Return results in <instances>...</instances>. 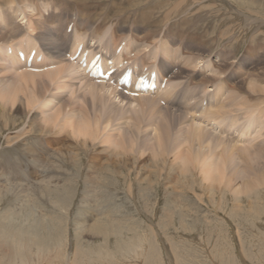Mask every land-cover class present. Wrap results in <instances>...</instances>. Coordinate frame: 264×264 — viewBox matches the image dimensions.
I'll list each match as a JSON object with an SVG mask.
<instances>
[{
	"label": "rangeland",
	"instance_id": "1",
	"mask_svg": "<svg viewBox=\"0 0 264 264\" xmlns=\"http://www.w3.org/2000/svg\"><path fill=\"white\" fill-rule=\"evenodd\" d=\"M14 1L9 5L8 3H0V5L10 10L12 25L17 23L25 29L28 27V24L24 23L26 19L34 20L40 17L35 14L36 6L41 12L43 11L46 19L43 23H38L42 27L47 25L53 27V24L56 26L53 20L58 18L59 21L63 22L62 32L70 33L73 22H81L88 27V22L95 21L96 23H89L90 29L84 28L82 24L77 29L78 35L85 41L83 45L87 47V51H90V46L95 44L93 46L94 51H99L95 55L101 54V52H105L107 55H115L119 54L124 46L133 44L134 47L129 51L130 53L125 54V58L130 57L131 60H124L123 64L124 66L130 64L133 70L137 72L141 66L138 60L132 64L133 57H141L142 53L146 52L148 58L144 68H147L149 64L156 65L157 58L165 55L167 50H176L169 56H175L174 62L186 60L182 65L183 73L181 75L184 76L187 73L189 75L187 74V78L176 77L171 82L183 85V88L190 94L183 97L182 101L180 100L179 106L175 104L172 107L164 100L158 102L157 97L155 100V117H148L150 108L141 107L140 101L135 100L136 96L128 95L126 90H121L117 86V90L122 91L121 94L111 96L115 102L113 113L118 116L111 115L110 118L112 116L116 118L111 119L110 127L115 128V130L120 127L119 132L121 134H128L129 130L134 128L138 134L137 139H135V146L136 148L137 146L140 147L141 156H136V151L130 152V156L127 154L121 159L124 160L121 161V164L126 165L119 168L120 166L116 161L120 157L116 158L113 153H109L104 143L95 146L96 148L90 144L89 147L99 151V153L90 156V163L94 167L91 168L89 157L80 150L81 153L75 158L77 159L76 166L60 167L61 171L60 168H56V173L60 171L63 173L62 175L70 174L72 178L60 179L57 183L58 189H52L53 192L48 188H45L44 191H36L38 185L28 183L29 181L26 179L28 167L25 171L24 159L16 163L9 161L12 159V155L24 158L30 149H37L39 152L40 146L35 145L31 148L28 146L29 137L38 135L36 131H31L34 123L30 124L31 127L28 130L24 127L12 131L1 129L0 165L6 162L5 166L11 172L9 177H15V180L10 181L27 188V194L31 189V196L28 197L30 201L26 199L27 197L17 201L16 190L13 192L6 191L8 189H4L2 186L3 189L0 191V264H264V187H258L255 190L258 192L257 194L254 192L253 194L235 196L228 189L224 192L221 190V185L215 183L211 186L208 184L209 182L202 180L197 168L191 167L186 173L181 170V167L167 164L168 160L162 159L164 155L171 159L177 150L181 151L183 150L182 147L188 145L186 141L188 136L184 134L186 131L182 135H177L176 145L173 144L174 142L169 144L168 150L165 151L166 154L159 153V151L161 152L160 149H163L162 143H157L156 138H154L158 128L162 126L165 120L162 117L163 113L168 108H179L185 118H192L194 122H198L202 125L201 127L209 132L211 130V133L215 132L213 134L221 135V137L224 135L223 139L226 137L225 140L227 141V138H230L229 140L233 138L232 142H235L237 148H234L232 156L229 149L225 147L226 144L224 150L221 146L216 148L218 151L214 147V150H211L213 156L222 151L224 156L229 155L228 160L231 161L232 159L233 162L231 161V163L227 161L230 169L226 168V173L230 171L228 174L233 176L234 182L230 183L233 184L232 186L240 185L241 179L248 176V172L245 170L249 168V165L247 161H244L248 155V149L246 154L243 147L247 146L245 148L253 150L256 145L253 147L252 145L259 144L264 139V115L256 114L258 104L261 106L259 110L262 108L264 110V90L260 91L258 95H254L252 92L254 97L247 96V90H244L247 87L244 81L249 79L250 73L264 65V0H233L234 3L232 0ZM246 1L247 3H245ZM57 5L61 6L58 7ZM45 7L46 9H44ZM32 14H34L33 17ZM163 18L165 19L163 20ZM205 20L207 21L205 22ZM167 21L168 23H166ZM68 22L70 25L65 28ZM96 24H99V28L91 36L89 31ZM179 24L183 26H179ZM204 30L205 33H203ZM176 32L180 36L178 34L176 37ZM54 33L57 36L59 33L61 34V32ZM218 34L221 35L218 37ZM205 35L210 37L207 39ZM44 36L48 41L47 34ZM96 37L107 38L111 42L114 40V46L115 44L118 46L115 49L113 46L110 52H106L102 45L104 43H99ZM153 38L159 40L153 41ZM189 38L191 40H188ZM204 38L208 41L213 40L212 47L209 45L208 48L204 41L200 42L201 44H195L192 41V39L198 41L204 40ZM227 45L232 46L233 51H227L229 49ZM80 48L81 45L73 55L75 60H78ZM57 50L61 52V49ZM138 51L143 52L138 55ZM5 54L4 49L1 56H5ZM69 54L70 52H67L66 57L69 58ZM48 55H51L50 51H48ZM13 66L11 57L9 59L0 58V76L13 78L14 73L11 71ZM32 70L36 71L37 69L33 68ZM174 70L176 69L174 68ZM196 70H200L202 73H196ZM217 70L220 74L217 73ZM118 71L115 70L112 73L113 76ZM200 73L201 76L203 74L206 77L215 78V74L218 76L213 80H206L198 93L194 88L199 86ZM75 78L68 82L66 80L59 81L57 85H65L63 90L53 91V86L50 84V89H48L51 91L49 93L60 92L59 98L69 102L74 101L77 97L82 99V94L87 92L85 85L87 78L82 74ZM261 82H259L260 86L264 85V82ZM238 83L241 84V87L237 86ZM97 84L99 83L97 82ZM164 84L161 83L159 88L162 89ZM199 95L205 97L202 105L203 108L204 106L207 107L205 115L198 114V110L192 106ZM228 95H230L229 97L236 95L237 100L235 98L236 102L232 106L241 109L235 112L237 118L233 125H229L230 117L227 118L229 106L225 108L223 105L218 114L207 113L208 110L213 111L226 101ZM239 96L242 97L241 101L243 102L239 100L241 98H238ZM215 97H217V101H215ZM228 100L230 99L228 98ZM221 101L222 103L219 104ZM235 103L237 104L235 105ZM239 103L244 105L241 107ZM247 110L249 112L254 110L255 113L252 111L253 120L249 117L251 113L248 112L247 114ZM232 114L234 115V112ZM151 117L153 118L151 119ZM218 118H221L220 121L223 122H219ZM249 121L253 122L250 123ZM258 121H262V124ZM114 131L110 130V133H114ZM6 136L9 137L6 138ZM64 139L48 142L46 138L42 150L50 153L57 152L54 144H61L64 150H67L69 148L67 144L71 141L73 144L75 143L71 140L72 138L64 137ZM64 143L67 147H64ZM154 144L155 148H152ZM183 144L184 146H181ZM197 144L193 142L195 148L199 147ZM16 145L17 148H14ZM61 146L58 145L57 147L61 148ZM135 146L134 150L136 149ZM11 148L14 149L13 153L9 151ZM152 149L158 151L156 152L158 153L156 154L157 157L153 158ZM239 150L242 151L243 155H240L242 153H239ZM159 154L162 155L160 156L161 159H157ZM252 156L255 160L249 158V164L255 168L263 165V161L261 163V160L259 162L254 155ZM62 168L65 170L63 171ZM97 168H100V171H97L92 181L91 173L93 171L96 173ZM238 170H241L240 172L244 173V176ZM16 172L21 173L22 176L16 178ZM208 185L210 187H207ZM32 186L35 187V192H32ZM28 188L30 189L28 190ZM44 194H46V198ZM23 208L30 212L25 213L26 210ZM91 216L93 217L91 223L100 224L101 229H107L106 233H94V231L89 233V228L84 227L82 223L75 225L76 222H80L82 217ZM74 220L76 221L72 224ZM95 232L99 231L96 230ZM19 234L20 236H18Z\"/></svg>",
	"mask_w": 264,
	"mask_h": 264
},
{
	"label": "bare ground",
	"instance_id": "2",
	"mask_svg": "<svg viewBox=\"0 0 264 264\" xmlns=\"http://www.w3.org/2000/svg\"><path fill=\"white\" fill-rule=\"evenodd\" d=\"M13 1L14 0H1L0 3H3V4L8 3V5H9V4H12ZM9 2H11V3H9ZM249 2L252 3V1H249ZM41 3H43V2H41ZM47 3H49V2H47ZM132 3H134V2H132ZM233 3H234V1H233ZM245 3H247V1ZM134 4H136V3H134ZM23 5H25V4H23ZM239 5H240V3L238 4V6ZM244 5H247V4H244ZM10 6H12V5H10ZM57 6L59 7L61 5H57ZM68 6L70 7V5H68ZM46 7L44 9H46ZM23 8H21V9H23ZM39 8H41V7H39ZM35 9H36V11L34 10L35 14H37L38 16H40L42 18L39 17L40 19L35 18L34 20L29 19V18L26 19L24 23L28 24V27H26V29H25V28L21 27L20 24H17V23L15 25H12L13 24V23H11L12 21L10 22V19L12 18L10 15L11 14L10 10L7 7L3 8L0 5V58H2V59L8 58L9 59V57H11L12 63L14 64L13 70H11L14 73L13 78L0 76V130L1 129H6L9 131L20 130L22 127H24L26 130H28L31 127L30 124L34 123L33 127L31 128L32 129L31 131L32 132L36 131L38 135L29 137L28 146L30 148L35 146V145L40 146L39 152L37 151V149H30L29 152H27L25 154L24 158L22 156H13L12 155V159L9 161L16 163L17 161L24 159L25 160L24 170L26 171L27 167H28V172L26 174V179H27V181H29L28 183H30V185L36 183L38 185V186H36L37 187L36 191H38V190L44 191L45 188H48V189H50L51 192H53V190L58 189L57 183H58V181H60V179H62L64 177H68V179L72 178L71 177L72 175H70V174L62 175L63 173H60V171H61L60 167L67 168V166L70 167L71 165L76 166L77 165V159H75V158H77L78 155L81 153V152H79L80 150L85 153V156L89 157V163H90L91 162L90 156L94 155V153H96V154L99 153V151H97L96 149H93L92 147H95L99 144L102 145V143H104L105 147L108 148L109 153H113L116 158L120 157L118 159V161H116L117 164H119L118 166H120L119 168L124 167L126 165L125 164L123 166L121 164V161H124L121 159H123L125 156H127V154H129V156H130L131 155L130 152L132 153V152L136 151V153H137L136 156L137 155L141 156V150H139L140 147L137 146V148H136V146H135V144H136L135 139H137L138 134L134 131V128L130 129L128 134H123V133L121 134L119 132L120 127H118V129H116V130H115V128L112 129L110 127L111 126V124H110L111 119L113 118L112 120H114L116 118L115 116L114 117L112 116V118H110L112 114H115V113H113L114 107H115V102H114L113 96L114 95H120L122 92V91L119 92L117 90V86L119 85V77L121 76L122 73H128L130 75L131 86H126L124 83H121V87H119V89L121 88V90L122 89L126 90L127 94L128 95L130 94V96L131 95L136 96L135 100L138 99L140 101L141 107L145 106L147 108H150V110L148 112V117L155 115V112H156L155 111V109H156L155 108V105H156L155 100L157 99V97H158V102H161L164 100V102L171 105V107H172L175 104L177 106H179L180 100L182 101L183 97L189 96L190 93L183 88V85H181L179 83L171 82L176 77L187 78V74H188V73L187 74L184 73L185 74L184 76L181 75L183 73L182 72V70H183L182 65L185 63L186 60H179V62L178 61L174 62L175 56L174 57L169 56V55H172L173 52L175 53L176 50H172V49H171L172 51L170 49L167 50L165 52V55H161L157 58V64L156 65L149 64V66L147 68H144L145 64H146L145 61L148 58V55L145 54L146 52L142 53L141 57H137V56L133 57L132 64H135V62L138 60L139 65L141 66V67H139V71L137 72V71L133 70V67L130 64H128V66H124V64H123L124 60H126V61L131 60L130 57L125 58V54L130 53L129 51L132 49V47H134L133 44H129V46H127V45L124 46V48H122L120 50L119 54H115V55L114 54H111V55L108 54L107 55V53L101 52V54L99 53L98 55H95L96 53L99 52V51H94L95 48H93V46L95 44L90 46V51H87V49H86L87 47L83 45V43H85V41H83V38H81L80 35H78L77 29L80 28V26H81L80 24H82L81 22H73L70 33L62 32L63 31L62 30L63 22L59 21L58 18H55V20H53V22L55 21L54 23H56V26L53 24V27H49L48 25L46 27H42V26H39L38 23H43L46 20L45 16L42 13L43 11L41 12L40 9H38V6H36ZM52 12H53V10H52ZM126 12H128V11H126ZM49 14H51V13H49ZM33 15L34 14H32V17H33ZM52 16H54V15H52ZM88 16H90V15H88ZM167 16H168V14H167ZM54 17H56V16H54ZM118 17H117V19H118ZM206 17H208V16H206ZM119 18H121V17H119ZM165 18H163V20ZM149 20H150V18H149ZM158 20H159V18H158ZM84 21L86 22V20H84ZM206 21L207 20H205V22ZM89 23H96V22L95 21L88 22V27H86L87 25H83V24H82V26L84 28L90 29ZM166 23H168V21ZM69 25H70V23L68 22L66 24L65 28H67ZM177 25H178V22H177ZM179 26H183V25L179 24ZM98 28H99V24H96V26L92 30L89 31V34L91 36H93L95 33V30ZM151 29H152V26H151ZM157 29H159V28L157 27ZM165 29H167V28H165ZM170 29H172V28H170ZM213 31H215L214 28H213ZM54 32H58V33L61 32V34L59 33L57 36V34H55ZM194 33H196V32H194ZM203 33H205V30ZM44 34H47L48 41L46 40ZM178 34L179 33L176 32V37ZM189 34H190V32H189ZM220 35L221 34H218V37ZM179 36H180V34H179ZM200 36H202V35L200 34ZM153 37L155 38L156 36H153ZM188 37H190V36H188ZM208 37H210V36H208ZM208 37H206V35H205V38L208 39ZM205 38H204V40H198V41H197V39H192V41H194L195 44H199L200 42L202 43L204 41L206 43L207 47L209 45H210L209 47H212V45L214 43L213 40L208 41L207 39L205 40ZM96 39L99 43H101V42L104 43L102 45L105 47L106 52H110L113 49L114 40L111 42L107 38H103V37H96ZM156 40H159V39H156ZM156 40L154 39L153 41H156ZM188 40H191V38H189ZM96 42H94V43H96ZM205 43H203V44H205ZM59 45H60V47H59ZM80 45H81V48L78 52L79 57H78V60H75L73 58V55L75 54V52L77 51V48ZM117 46H118V44H115L114 49ZM95 47H97V46H95ZM227 47L229 48V49H227V51H233L232 46L227 45ZM163 48H164V46H163ZM4 49H5L6 54H5V56H1V54L4 53ZM53 49H55V50H53ZM57 49H61V52H59ZM204 50H203V52H204ZM48 51L51 52V55H48ZM67 52H70L69 58L66 57ZM141 52H143V51H138V55ZM192 52H194V51H192ZM135 54H136V52H135ZM189 54H190V52H189ZM95 56H97L96 61L101 63V67L104 70L108 71V79H107L108 81H106L105 78H101V77L93 78V77L89 76L90 75L89 74L90 69H87V66H88V63L91 62ZM197 58H198V56H197ZM193 59H196V58L193 57ZM217 63H219V62H217ZM225 63H227V62H225ZM188 64H189V62H188ZM44 67H46V68H44ZM33 68L34 69L36 68L37 70L34 71V70H32ZM174 68L176 70H174ZM112 69H113V72H115V70H119V71L113 76V74H112L113 72H111ZM217 69L220 70L219 68H217ZM218 70H217V73H219ZM5 72H6V70H5ZM199 72H201V71L196 70V73H199ZM201 73H200V76H201ZM81 74L87 78V83L85 84L86 88H87V92L85 91V94H82L83 95L82 99H79V97H77V98L75 97L76 99H74V97H73L74 101L69 102L67 100H64V99L62 100L61 98H59L60 92L59 93L57 92L58 94L55 92L49 93V91H51V90H49L50 84H52L51 86H53V88H52L53 91H55L57 89L63 90L65 85H63V86L57 85V83L59 81L66 80V82H68L70 79H76L75 77H79ZM101 74H105V73L102 72ZM215 76L217 77L218 74L217 75L215 74ZM138 77H140V78H138ZM215 78L211 77V76L206 77V76H203V74H202V76L199 79V84H198L199 86L198 87L196 86L194 88L195 91L199 93V91H201V85L204 82H206V80H213ZM110 80L111 81L113 80V81L110 83L109 82ZM261 81L264 82V65H262L260 68H256L255 70H253L250 73L249 79L244 81V83L246 82V84H247V87L244 88V90H247L246 91L247 96L254 97L253 93H254V95H258V93L260 91L264 90V87H263L264 85L260 86L259 82H261ZM97 82L99 84H97ZM137 82H139V83L137 85H135ZM143 82L145 83L144 85L146 86L145 90L144 89H135V86H138ZM161 83H165L164 87L162 89L159 88ZM234 85H235V83H234ZM237 86L241 87V84L238 83ZM69 92H71V91H69ZM87 94L89 97L87 96ZM111 95H113V96H111ZM154 95H158V96L155 97ZM123 96H125V95H123ZM229 96L230 95L227 96L226 101H224L223 103H222V101L219 102V104L220 103H222V104H220V106L215 108V110H213V111L208 110L207 113L218 114L219 112H221V107H223V105H225V108H227L226 106H229L227 109V111H228L227 118L230 117L229 125H233L235 123L236 118H237V115L235 114V112H238L239 111L238 109H240V108L239 107L233 108V106H232L234 104V102H236L235 101L236 95H233L232 97H229ZM240 97L241 96H239L238 98H240ZM228 98L230 100H228ZM255 98H256V96H255ZM214 99H215V101L218 100L217 97H215ZM241 99H242V97L239 100L241 101ZM204 100H205V97L203 95H199L196 97L195 101L192 103L193 104L192 106L195 107L199 112L198 114H201V115H205L206 110H207V107H205V106H204V108L202 107ZM236 100H237V98H236ZM241 102H243V101H241ZM237 103H235V105ZM241 104L239 106L242 107L244 104L243 105H241ZM263 104H264V102H263ZM79 105H80V107H79ZM258 105H259V107L257 106L258 112L256 114L263 116L264 110H263V108L261 110H259V108H261V106H260V104H258ZM247 106H248V104H247ZM160 108H162V107L160 106ZM253 108H256V107H253ZM252 111L254 112V110H252ZM252 111L249 112L247 110V114H248V112L251 113V115L249 116L251 118L253 117ZM233 112H234V115L232 114ZM116 116H118V115H116ZM184 116L185 115H183V112L180 111L179 108H176V109H171V108L169 109L168 108V110H166L163 113L162 117L165 120L163 121L162 126L159 127L158 128L159 130L157 131V133H155L154 138H156V142L162 143L163 149H160L161 150V152L159 151L160 154H163V153L166 154L167 153L165 151L168 150L167 147H169V144L171 142H174L173 144L176 145V141L178 139L177 135H182V133L184 131H186V133H184V134H186L188 136V137H186V139H187L186 141L188 142V145L185 147H182L183 150H181V151L177 150V152H175V156L174 157L172 156L171 159L169 158V156L165 157V155L162 157L163 160H168L167 164H170L172 166L177 165V166H179V168L181 167V170H183L186 173H187V170L190 169L191 167L197 168L198 173H199L200 177L202 178V180L203 179L206 180L207 183L209 182L208 184H210L211 186L215 185V183H217V185H221L222 191L225 192V190L228 189L235 196H238L239 194H246V195L253 194L255 192V190L258 189V187H262V186L264 187V139L262 141H260L261 143L252 145V147L256 145L253 150H250L249 148H245L247 146L243 147L244 144L241 145L243 147V149H245V153H246V150L248 149L247 150L248 155H246L247 153L245 154L247 156V157L245 156L246 160L244 159V161H247V164L249 165V168L245 170V172H248V176L246 178L241 179L242 182L240 183V185L232 186L233 184L231 185L230 183L234 182L232 180L233 176H232V174H228L230 171L228 173H226V168L228 167L227 161H230V160H228L229 155L224 156V154H223L224 152L219 151L220 153H215L213 156V154H212L213 151H211V150H214L213 147L216 150V148H218L219 146H221L222 150H224V146L226 144L225 147L227 149H229V151L231 152V156H232L234 154L233 153L234 148L237 146L235 144V142H232L233 138H231V140H229L230 138H227L228 139V141H227V140H225L226 137H225V139H223L224 135H222V137H221V135L219 136L218 134L215 135V134H213L215 132L211 133V130L209 132L205 128L201 127L202 125H200L198 122H194L192 118L187 119ZM216 117H218V116H216ZM152 118L153 117H151V119ZM253 118L251 120H253ZM218 119H219L218 120L219 122H223V121H220L221 118H218ZM147 122H149V121H147ZM249 122L252 123L253 121H249ZM258 122L262 124V121H258ZM130 125H133V124H130ZM227 127H230V126H227ZM109 128H111V129H109ZM110 130L111 131L115 130V131H114V133H110ZM259 131H260V129H259ZM8 137L9 136H6V138H8ZM64 137L72 138L71 140H73L75 142L73 144V142L71 141V143H69L70 145L67 144V146L69 147L67 150H64V148L61 146V144H54V146L58 150L57 152L53 151L52 153H50L49 151L47 152L46 150H42V148L44 146L43 143H44V140L46 138H47L48 142H55V141L61 140V138H62V140H65ZM49 139H51V140H49ZM193 142L198 143L197 147L198 146L199 147L195 148L194 145H196V144L193 145ZM7 143H9V142L7 141ZM90 144H93L92 147H89ZM138 144H140V143H138ZM58 145H60L61 148H58L57 147ZM63 145H64V147H67V146H65L66 143H64ZM178 145H180V144L178 143ZM203 145H205V146H203ZM134 146L136 148L135 150H134ZM181 146H184V144ZM238 147L240 148L239 145H238ZM14 148H17V145ZM152 148H155V144L152 146ZM201 148H203V150H201ZM178 149H179V147H178ZM152 150L154 152L153 158L157 157L156 154H158V153H156V152H158V151L155 149H152ZM240 150H239V153L240 152L242 153V151H240ZM9 151L11 153H13L14 149L11 148V149H9ZM216 151H218V150H216ZM250 151H252V152H250ZM160 154H159V157L157 159H161L160 156H162V155H160ZM240 155H243V153ZM252 155H254L256 157V160H258L259 162H260V160H261V163L263 161V165H260V167L255 168L251 164H249V158L252 159L253 158ZM136 156H135V158H136ZM253 159L255 160V158H253ZM231 161H232V159H231ZM231 161H230V163H231ZM90 164H91L90 165L91 168H93L94 166L92 165V163H90ZM5 165H6V162L3 163V165H0V187H1L0 191L3 189V187H4V189H8L6 191H10V192H13L14 190H16V195H17L16 200L17 201H21L23 199V197H27L26 199H28V197L31 196V193H30L31 189L28 188V190L29 189L30 190L27 194V188H23L20 184L12 182L13 180H15V177H11V178L9 177V175H11V172H10V169ZM107 165L109 166V164H107ZM90 166H89V168H90ZM232 167H233V164H232ZM56 168L57 169L60 168V171L58 173H56ZM114 168H115V166H114ZM72 169H73V167H72ZM227 169H230V168L228 167ZM62 170L64 171L65 169L62 168ZM98 170L100 171V168L96 169V173H95V171H93V173H91L92 177H90V178H92L91 179L92 181L94 180L95 174H97ZM123 170H124V168H123ZM70 171H72V170H70ZM238 171H236V173H238ZM240 171H239V173L241 175H243L244 173L242 174ZM75 172H77V171H75ZM87 173H89V172H87ZM15 176L17 178V177L22 176V174L19 172H16ZM245 176H246V174H245ZM10 180H12V181H10ZM195 180H197V179H195ZM207 187H210V186L208 185ZM32 189H33L32 192H35V187L32 186ZM260 192H262V191H260ZM257 193L258 192H255V194H257ZM49 194H50V192H49ZM44 195L46 198V194H44ZM40 197L39 198L37 197V198L41 200L42 198H40ZM32 199H34V198H32ZM28 200L30 201V199H28ZM26 209H24V210H26ZM27 212L29 213L30 211L26 210L25 213H27ZM27 214H25V215H27ZM92 220H93L92 216L91 217H84V218L82 217L80 219V222L75 223L76 220H74V222L72 224L75 223V225H78L79 223H82L84 227L89 228L88 229L89 233H91V231H94V233H106L107 229H101V225L91 223ZM96 230L99 232H95ZM18 236H20V234ZM32 249H33V247H32ZM37 252H38V250H37Z\"/></svg>",
	"mask_w": 264,
	"mask_h": 264
}]
</instances>
